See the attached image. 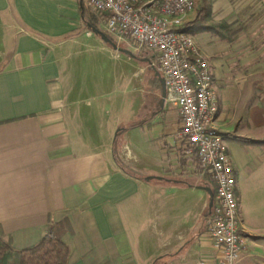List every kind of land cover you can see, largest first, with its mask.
I'll return each instance as SVG.
<instances>
[{"label": "crops", "instance_id": "0c3cea01", "mask_svg": "<svg viewBox=\"0 0 264 264\" xmlns=\"http://www.w3.org/2000/svg\"><path fill=\"white\" fill-rule=\"evenodd\" d=\"M81 1L87 7L86 0H0L3 237L21 250L67 219L68 264H216L204 234L213 184L178 154L177 109L163 103L149 70L153 55H127L146 63L140 98L131 76L127 93L117 89L112 70L102 89L98 55L120 53L86 27ZM209 2L212 21L233 38L193 36L209 61L215 127L235 172L244 240L236 264H264V0ZM246 19L257 23L244 29ZM84 34L94 44L82 46Z\"/></svg>", "mask_w": 264, "mask_h": 264}, {"label": "built area", "instance_id": "2783aa9c", "mask_svg": "<svg viewBox=\"0 0 264 264\" xmlns=\"http://www.w3.org/2000/svg\"><path fill=\"white\" fill-rule=\"evenodd\" d=\"M102 18L106 35L133 54H153L149 67L164 81L163 103L177 109L174 139L180 158L192 160L214 183L204 234L216 264H236L244 245L235 172L226 143L215 127L218 95L208 58L193 36L181 31L193 0H86Z\"/></svg>", "mask_w": 264, "mask_h": 264}, {"label": "trees", "instance_id": "16d2710c", "mask_svg": "<svg viewBox=\"0 0 264 264\" xmlns=\"http://www.w3.org/2000/svg\"><path fill=\"white\" fill-rule=\"evenodd\" d=\"M197 1L198 3L195 17L191 21L184 23L181 31L190 36L203 32H209L221 40L231 42L233 38L227 35L228 26L224 22L212 21L210 16L209 0ZM79 9L85 21L86 27L92 31L94 29L99 30L95 24V17L88 10L83 1L80 2ZM97 36L100 38L99 35ZM106 36L114 43L111 37L108 35ZM103 43L111 47L109 43ZM114 157L116 161L119 162L123 168H125L117 156L116 151H114ZM206 177L213 184L211 191L213 195L214 183L209 176ZM69 229L70 225L67 219L51 223L47 232L38 243L21 250H14L11 247L10 239L4 238L2 232L0 231V264H68L69 249L63 241V236L69 231Z\"/></svg>", "mask_w": 264, "mask_h": 264}, {"label": "rangeland", "instance_id": "374dc122", "mask_svg": "<svg viewBox=\"0 0 264 264\" xmlns=\"http://www.w3.org/2000/svg\"><path fill=\"white\" fill-rule=\"evenodd\" d=\"M229 2L232 5H235L236 3H238V0H229ZM247 15L249 16L250 13ZM241 17H243V16L241 14H239L238 18L241 19ZM99 20L101 22V24L99 25V28L102 29L101 31H104L103 27L101 26L102 22H103L102 18H100ZM236 22H238V21H236ZM236 22L232 23L233 28H237L241 25V24H236ZM256 23L257 22L254 23L251 20L248 22L246 19L245 22H242V25H245L244 29H247V28L252 29L256 25ZM80 43L82 44V46H90V45L94 44V42L92 41V37L89 36L88 34H84L82 36V40ZM100 43L103 44V42H100ZM112 55H113V57H116V58L113 59L112 57H110L108 55L104 56V53H100L98 55L99 58L97 59V63L99 64L98 73H99L100 82H101L100 86L102 87V89L105 88V85L103 84V82L105 80V75L108 73V71L111 73V70H112L113 76L115 74V79L113 78L115 81L113 80V82H115V86H117V89L124 90V87H125V93H127V91L129 90L128 79L131 76V82L130 83H131V93L133 95V98L136 96H138V98H140L141 93H142L140 91L141 83L145 79V76L147 73L146 63L144 62L141 66L138 64L137 61H134L131 58H129L130 62H128L127 61L128 56L125 54L113 53ZM152 55H153L152 53H147V52L140 54V56L142 58L143 57L144 58H151ZM260 57L263 59L262 61L264 64V52L260 55ZM261 72L264 74V69ZM120 81L122 84H120ZM262 88H264V86ZM107 89L109 90V86ZM127 111L128 110L125 109V112H127ZM203 245H204V242H202L199 246L203 248ZM209 256H212L213 258H215V254L213 252H211V255H209ZM199 263H202V262L199 261ZM174 264H192V263L187 262V261H177Z\"/></svg>", "mask_w": 264, "mask_h": 264}, {"label": "water", "instance_id": "95a60500", "mask_svg": "<svg viewBox=\"0 0 264 264\" xmlns=\"http://www.w3.org/2000/svg\"><path fill=\"white\" fill-rule=\"evenodd\" d=\"M93 32L96 33L97 35H99L100 38H101V40H102L103 42H107V43H109V44L111 45L112 49H113L114 51H116L117 53H123V54L128 55L129 57H132V58L135 57V55H134L132 52H130L129 50L124 49V48H122V47H118V46H116V45H115V44H114V43H113V42H112V41L106 36V34L103 33L102 31L94 29ZM149 70L153 71L155 77L158 79V82H159V85H160L161 98H163L164 95H165L164 81H163V79L160 77L159 73H158L154 68L149 67ZM148 179H150V177H148ZM209 193H210V196H211V200H210V202H209V208H210V207L212 206V197H213V195H212L211 192H209Z\"/></svg>", "mask_w": 264, "mask_h": 264}]
</instances>
